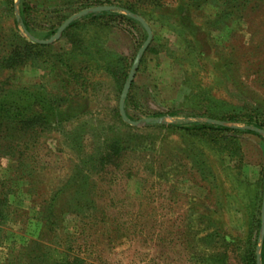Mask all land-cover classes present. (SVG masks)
<instances>
[{"label":"rangeland","instance_id":"obj_1","mask_svg":"<svg viewBox=\"0 0 264 264\" xmlns=\"http://www.w3.org/2000/svg\"><path fill=\"white\" fill-rule=\"evenodd\" d=\"M87 1L0 0V57ZM125 1L152 33L124 99L136 125L119 98L147 31L124 10L76 17L23 67H0L5 93L25 88V118L43 97L59 115L2 122L0 264H262L264 0Z\"/></svg>","mask_w":264,"mask_h":264},{"label":"trees","instance_id":"obj_2","mask_svg":"<svg viewBox=\"0 0 264 264\" xmlns=\"http://www.w3.org/2000/svg\"><path fill=\"white\" fill-rule=\"evenodd\" d=\"M13 0H9L10 3V9H11V4H12ZM86 2H88L87 0H85ZM188 1V0H187ZM149 3L155 5V3H153L152 1H150ZM101 4H107L110 6H114L116 8H118L119 10H124L128 16H124V15H119V17H125L127 19H132L133 17L129 15V13H133L137 15V10L134 8V6L130 3H128L125 0H89V5L91 6H98ZM23 7H24V11H26V8L28 9V5L25 3H22ZM233 7L226 9L225 7L219 9V11L217 12L216 15H218V17L222 18V17H226L228 14H232L233 13ZM98 14H106V10L105 11H101ZM74 25V22H70L67 26V29L71 26ZM66 29V30H67ZM65 30V31H66ZM49 46V45H48ZM47 47V45L45 44H40V43H28L26 41H23V39H20L19 37L15 38L14 44L12 45L10 51H7V55H4L2 57H0V67L3 68H7V69H19L21 67H23L24 64H26L27 59H26V54L27 53H23V51L25 49H32L34 51H40L42 48ZM86 48V54L89 56H93L96 55V53L101 52L100 48H97L96 51L95 50H89L88 45L85 47ZM22 52V53H21ZM40 56H43L40 55ZM58 57V54H51L48 57H46L45 59H43V61L45 63H50L51 65V69L53 71H57L56 68V59ZM119 61V59H118ZM107 70L109 71V73H111V75L114 77V79L117 81V83L119 82L120 85L124 82L126 76H127V70L128 68L126 67V65L124 64H119L117 66H114L112 68H107ZM3 85H5V81H0V137L4 138L5 136H7L8 130L10 131V136L13 133V131H11V127L10 126H6V124L2 123L3 120H5L6 122H11L14 121L18 122V123H22V122H26L27 120H33L35 122L36 125H45L49 122H51V118L54 117L50 116L53 114V112L51 111V114L48 115L45 112V106L47 104V101H50L48 98H40L38 101V105L40 107V111L39 112H35L32 115H29L28 117H24L25 114H22V109H21V105H19L18 101L16 99H21V95H25V88H15L12 89L11 92L5 93V91H9V88H5L3 87ZM52 104V103H51ZM51 107V106H50ZM24 108V107H23ZM56 116L59 117V115L55 114V118H57ZM234 119V118H231ZM53 121V120H52ZM17 123V124H18ZM16 124V125H17ZM256 124V123H255ZM4 127V128H2ZM214 126L212 125H206V124H201L198 126H195L194 128L205 133V129H213ZM219 129H229V127H223V126H217ZM186 128V127H184ZM187 129V128H186ZM250 132H252L251 130H249ZM2 135V136H1ZM0 203H1V199H0ZM4 209V208H3ZM3 209H0V218L3 214ZM261 262L262 264H264V243L262 245V249H261ZM250 264H256V255L252 254L251 258H250Z\"/></svg>","mask_w":264,"mask_h":264},{"label":"water","instance_id":"obj_3","mask_svg":"<svg viewBox=\"0 0 264 264\" xmlns=\"http://www.w3.org/2000/svg\"><path fill=\"white\" fill-rule=\"evenodd\" d=\"M110 9H113V6H95V7H92V8H88V9H85V10H82L80 11L79 13L77 14H74L72 15L71 17H69L68 19H66L64 21V23H62L57 32L52 35L49 39L47 40H36L37 43H40V44H47V43H50L56 39L59 38L61 32L63 31V29L76 17H79V16H82V15H85L87 14L88 12H99V11H104V10H110ZM130 16H132L133 18H135L136 20H138L142 25L143 27L146 29L147 31V37H146V40L144 42V44L142 45V47H140V49L138 50L137 54H136V57L132 63V66H131V69L128 73V76H127V79L123 85V88H122V91H121V94H120V98H119V112H120V115L122 117V119L132 125H136L137 122L135 121H132V120H129L125 111H124V99H125V96H126V93L131 85V82L133 80V77H134V73H135V70L139 64V61H140V58L143 54V52L145 51L146 47L148 46L150 40H151V36H152V33H151V29L150 27L148 26V24L145 22V20L143 18H141L140 16L136 15V14H133V13H129ZM150 119H147V121H149ZM262 220H263V223H264V205H263V209H262Z\"/></svg>","mask_w":264,"mask_h":264}]
</instances>
